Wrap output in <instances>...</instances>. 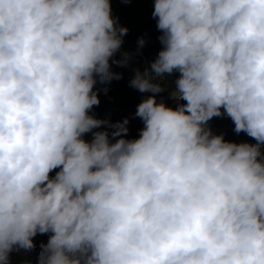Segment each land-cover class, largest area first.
Segmentation results:
<instances>
[{
    "label": "clouds",
    "instance_id": "1",
    "mask_svg": "<svg viewBox=\"0 0 264 264\" xmlns=\"http://www.w3.org/2000/svg\"><path fill=\"white\" fill-rule=\"evenodd\" d=\"M152 16L163 47L129 86L153 95L126 139L128 118L90 114L125 62L110 0H0V264L49 233L38 264H264V0ZM174 72L175 108L155 95ZM221 116L255 143L213 135Z\"/></svg>",
    "mask_w": 264,
    "mask_h": 264
},
{
    "label": "trees",
    "instance_id": "2",
    "mask_svg": "<svg viewBox=\"0 0 264 264\" xmlns=\"http://www.w3.org/2000/svg\"><path fill=\"white\" fill-rule=\"evenodd\" d=\"M112 7V15L118 18V25L128 29L127 34L123 37L121 51L116 53L113 60H124L123 65L112 64L110 71L114 74H120V79L113 78L110 82L100 83L97 78L95 89H98L100 104L94 106L99 119H108L112 123L122 121L124 118L129 119L128 133L126 139H135L140 135V130L143 128V122L139 117L135 116L138 104L152 93H141L138 90L129 86V81L134 76V70L139 68L143 71L150 67V63L154 61L162 49V44L159 40L161 31L157 28V20L152 16L154 10V0H150L145 5L140 6L138 0H110ZM129 7L127 11L125 7ZM141 8V14H139ZM126 21V23H125ZM128 24V25H127ZM144 43L141 45L140 40ZM137 52L136 54H133ZM126 53L125 57L123 54ZM147 62V67L144 63ZM179 73L174 72L170 76H165L163 80L156 81L161 83L166 90L155 94L157 102L165 101L167 95L174 89V82L178 78ZM108 91L105 92L104 89ZM170 107H177L184 101L175 100ZM208 127L213 135H223L226 141L236 143L248 142L255 143L246 133L237 134L234 131V124L227 116L214 117L208 122ZM104 130V126L101 129ZM109 132L112 131L108 129ZM95 131V130H94ZM91 134V133H89ZM264 152V147L261 149ZM59 169L53 170L50 176L54 177Z\"/></svg>",
    "mask_w": 264,
    "mask_h": 264
},
{
    "label": "rangeland",
    "instance_id": "3",
    "mask_svg": "<svg viewBox=\"0 0 264 264\" xmlns=\"http://www.w3.org/2000/svg\"><path fill=\"white\" fill-rule=\"evenodd\" d=\"M150 0H138V3H140V6L145 5L147 2H149ZM127 8L126 10H129V7H125ZM139 14H141V8L139 11ZM126 23V21H125ZM128 25V24H127ZM162 35V32L159 34V37ZM145 67H147V62L145 61L144 63ZM175 100L170 98V94L167 95V97L165 98V103L168 102L169 105L173 104ZM91 115H95V117L98 118L96 110L93 106V109L90 111ZM92 138V134H85L84 135V139L90 141ZM51 234H37L36 237H34V244L36 245L35 248L33 250H23L20 249L19 251H13L10 254V264H38V257H39V253L42 250L41 249V245L42 244H46L49 236Z\"/></svg>",
    "mask_w": 264,
    "mask_h": 264
},
{
    "label": "water",
    "instance_id": "4",
    "mask_svg": "<svg viewBox=\"0 0 264 264\" xmlns=\"http://www.w3.org/2000/svg\"><path fill=\"white\" fill-rule=\"evenodd\" d=\"M137 52H134L133 54H136ZM147 66V65H146ZM176 101L173 102V104L175 103Z\"/></svg>",
    "mask_w": 264,
    "mask_h": 264
}]
</instances>
